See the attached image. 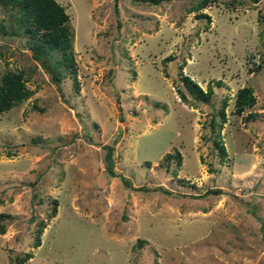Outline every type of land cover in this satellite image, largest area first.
<instances>
[{
  "label": "rangeland",
  "instance_id": "obj_1",
  "mask_svg": "<svg viewBox=\"0 0 264 264\" xmlns=\"http://www.w3.org/2000/svg\"><path fill=\"white\" fill-rule=\"evenodd\" d=\"M56 1L75 82L0 5V76L29 90L0 111V264H264V0Z\"/></svg>",
  "mask_w": 264,
  "mask_h": 264
},
{
  "label": "trees",
  "instance_id": "obj_2",
  "mask_svg": "<svg viewBox=\"0 0 264 264\" xmlns=\"http://www.w3.org/2000/svg\"><path fill=\"white\" fill-rule=\"evenodd\" d=\"M150 3H157L159 0H141ZM210 0H197L194 9H200L207 5ZM0 5L5 9L14 11L11 25L13 32L18 36H24L31 49V55L42 65L44 56L52 50L58 51L61 55L60 61L64 69L72 76L75 82V68L71 51L72 31L68 25V14L63 6L56 0H0ZM196 17H208L205 12L199 11ZM0 32H7L3 25H0ZM57 68L54 65L51 68V79H57ZM179 80L185 90L197 100H206L209 97L210 89L204 90L189 75L179 74ZM29 93L24 84L21 72L5 71L0 76V111L5 110L23 100ZM177 93L182 101H186V95L177 89ZM253 101L251 89L248 86H242L238 89L235 96V112L241 111L245 106H250ZM223 118V112L221 111ZM217 151L223 155L225 150L222 143L217 144ZM169 156V154H167ZM9 216L6 212H0V218ZM4 231L3 225H0V233ZM40 227L37 228L33 244H39ZM30 256L25 252L22 257L16 256L13 264H23V261Z\"/></svg>",
  "mask_w": 264,
  "mask_h": 264
}]
</instances>
